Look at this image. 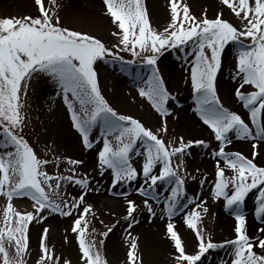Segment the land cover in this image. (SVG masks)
Here are the masks:
<instances>
[{"label":"snow or ice","instance_id":"6c2138e0","mask_svg":"<svg viewBox=\"0 0 264 264\" xmlns=\"http://www.w3.org/2000/svg\"><path fill=\"white\" fill-rule=\"evenodd\" d=\"M55 3L56 0H34L39 13L35 18H0V133L5 148L14 149L0 154V196L6 197L8 201L3 210L4 226L0 227V264H26L29 224L33 220L39 222L42 219L40 213L45 210L59 212L62 216L72 215L73 209L85 204V196L90 187L87 179L75 178L74 168L66 169L71 170L72 175H50L44 170L49 161L39 159L20 135L25 120L22 114L23 102L34 75H46L59 86L71 114L72 125L82 138L85 149L93 147L90 140L92 130L97 125L102 127L104 139L102 149L98 151V164L101 174L104 169L111 170L113 186L136 181L142 175L147 188L141 186L138 191L140 195L149 198L156 195L158 183L174 185L170 188V195L164 197V210L169 218L181 207L187 206L182 203L186 192L185 180L180 174L186 150L193 144L208 147L204 141L185 143L183 137L179 138L177 147L166 145L142 122L118 114L101 93L94 65L97 61H107L111 57L120 61L122 71H126L124 66L134 61H124L101 40L89 34L63 27L54 10ZM103 3L112 22L120 29V33H112L121 37V47L117 50L128 52L133 58H140L150 69L151 75L145 81V87L140 88L139 94L149 101L161 117L171 114L166 105L174 97L170 95L159 74L157 61L168 49H192L187 54L194 55L190 77L196 97V112L219 142L218 151L214 155L233 173L230 178H226L225 168L220 167L218 161L211 195L216 200L223 198L225 207L234 215L235 238L226 241L225 245H217L210 239L206 241L197 228L196 221L200 213L193 209L186 215L185 223L196 232L199 241L196 253L186 254L174 224H167V234L179 253L177 264H202V257L206 253L226 245L232 248V264H264V254H257L254 250H264V236H248L243 211L245 198L257 189L259 195L255 214L264 220V167L254 163L255 151L252 159L240 153L225 151L226 145L231 143L228 134L232 132L238 139L264 142V123H261L264 114V0H222L241 20L242 29L239 30L222 19V14L214 19H208L206 15L198 19L190 14L187 5L181 6V0H170L171 20L163 31L151 27L142 0H103ZM242 38L251 43L244 44ZM229 43L238 46L236 76L242 81L235 90V96L248 110L252 127L241 115L226 109L217 94L216 78L221 69L222 54ZM245 86H251L254 90L246 93L243 91ZM74 103H78L79 112ZM162 131H167L166 125ZM109 136L115 138V148L107 138ZM138 142L143 146V152L136 151ZM257 146L255 143L252 145L253 149ZM132 154L144 156L140 171L130 162ZM173 158L181 159V163L173 166ZM67 163L77 166L83 161L69 159ZM13 177L17 179L13 180ZM62 182L78 185L82 190L81 195L74 197L71 204L65 202L67 211H63L49 196V192L59 194ZM25 195L34 201L35 215L22 214L13 207V198ZM145 204L147 206V199ZM195 207L200 208L201 204L196 203ZM148 210L152 212L151 207ZM135 211V203L128 201L126 219H134ZM203 211L207 212V207ZM90 212V205L83 207L74 221L72 232L78 235L79 251L84 264H106L95 243L86 241L85 217ZM258 231L264 233V228ZM47 233L48 229L45 228L37 264H54V256L44 243ZM136 247L133 242L128 252L129 264L136 262ZM10 248H14V253L9 251Z\"/></svg>","mask_w":264,"mask_h":264},{"label":"rangeland","instance_id":"374dc122","mask_svg":"<svg viewBox=\"0 0 264 264\" xmlns=\"http://www.w3.org/2000/svg\"><path fill=\"white\" fill-rule=\"evenodd\" d=\"M142 3L147 11L151 27L156 31H163L171 20L170 0H157V7L163 12L161 17L155 15L152 0H142ZM183 5H187L190 14L198 19H203L205 15L208 19H214L218 14H222V19L232 23L238 30L242 29L241 20L222 3V0H181V6ZM54 10L63 27L89 34L101 40L108 49L121 56L124 61H134L124 66L127 68L126 71H122L120 61L113 60L111 57H108L107 61H97L94 65L98 73L101 93L118 114L131 116L142 122L166 145L177 147L179 138L183 137L185 143L204 141L208 147L193 144L186 150L182 158L183 166L180 174L185 180L186 192L182 203L187 206L181 207L174 216L169 218L164 210V197L170 195V188L174 185L158 183L155 189L156 195L149 198L140 195L138 191L141 186L147 188L142 175L136 181L121 182L113 186L111 170L104 169L101 174L102 170L98 164V151L102 149L104 139L102 127L97 125L92 130L90 140L93 147L85 149L82 138L72 125L71 114L59 86L46 75H34L23 102L22 114L25 120L23 132L20 135L28 142L39 159L49 161L44 170L50 175H72L73 172L66 171V169L74 168L75 178L87 179L90 187L85 196V204L73 209L72 215L62 216L59 212L45 210L40 213L42 219L39 222L33 220L29 224L27 233L29 251L25 255L26 264H37L41 256L40 244L45 228L48 229V233L44 243L54 256V264H84L79 251L78 235L72 232V227L78 214L87 205L91 206V212L85 217L87 221L86 241L95 243L106 264H129L128 252L133 242L137 245L135 249L137 264H177L176 257L179 253L169 236L164 239L165 248L166 244L168 247L167 252L161 251L162 249L158 251L157 248L155 250L153 244L148 241L147 235H152L150 231L152 232L151 229L157 223L161 224L160 231H167V224L173 223L183 242L186 254L196 253L199 243L196 232L188 228L185 223L186 215L193 209L200 213V218L196 221L197 228L206 241L210 239L217 245H225L226 241L234 239L236 223L234 215L225 207L226 202L223 198L216 200L211 195L216 180L218 161L220 167L225 168L226 178H230L233 173L226 168L219 157L214 155L218 151L219 142L215 140L214 133L203 123L196 112V97L191 87L190 77L194 55L187 54L191 53L192 49L184 47L168 49L157 61L159 74L170 95L174 97L166 105L171 114L161 117L149 101L139 94L140 88L145 87V81L151 75L150 69L143 64L140 58H133L130 53L117 50L121 47V37L112 33H120V29L112 22V18L109 15L99 16L97 7L95 11H92L80 0H56ZM38 15L34 0H0V18ZM243 43L250 44L251 41L243 40ZM237 48L238 46L232 43L225 46L221 57V69L216 78L217 94L226 109L241 115L252 127L248 110L235 96V90L242 82L236 76ZM253 90L251 86H245L243 89L246 93ZM74 107L79 112L78 103H74ZM80 114L83 116L82 112ZM261 123H264V114H262ZM165 125L166 132L162 131ZM196 128L198 129L196 134L201 128L204 131L203 135L190 133V129ZM253 132H255L254 127ZM228 135L231 143L226 145V152L240 153L252 159L255 151L257 154L254 163L264 167V142L254 139H238L234 132ZM107 138L115 148L117 146L115 138L111 136ZM254 143L258 145L256 149L252 147ZM8 150L14 151V149L5 148L3 135L0 133V154ZM136 151H144L139 142ZM69 159L83 161V163L70 166L67 163ZM130 162L140 171L144 156L132 154ZM180 163L181 159L173 158V166ZM156 171H159V166ZM15 179L17 178L13 177V180ZM45 190L48 191L47 188ZM81 192L78 185L62 182L59 194L49 192V196L51 200L60 205L63 211H67L65 202L71 204L73 198L79 197ZM258 195L259 190L254 189L245 198L243 205L246 231L250 238L264 236V233L258 231L264 228V220L255 214V209L258 207ZM130 200L136 205V211L133 213L134 219H126ZM7 203L6 197L0 196V227L4 226L3 210ZM11 203L15 210L22 214H36L34 201L29 196L14 197ZM118 203L124 204L120 211L116 208ZM196 203H200L201 207L196 208ZM148 207H151V213ZM204 207H207V212L203 211ZM219 221L229 227L228 236H225ZM109 229H111L110 232ZM105 233H107L106 236ZM157 240L160 243V239ZM101 241H103L102 244ZM254 250L257 254H264V250L258 248ZM9 251L14 253V248H10ZM232 259V248L226 245L206 253L202 257V264H232Z\"/></svg>","mask_w":264,"mask_h":264},{"label":"bare ground","instance_id":"6f19581e","mask_svg":"<svg viewBox=\"0 0 264 264\" xmlns=\"http://www.w3.org/2000/svg\"><path fill=\"white\" fill-rule=\"evenodd\" d=\"M80 1L92 11H95L94 9L97 7L98 8L97 14L99 16L106 17L108 15L107 14V8H106V5L103 3V0H80ZM152 3H153V7L155 8V11H156L155 15L161 17L163 12L161 9H158L157 0H152ZM190 131H191L190 133L193 135H203V132H204L201 128L199 129L198 134H196L198 132L197 128L194 130L190 129ZM263 149H264V147H263ZM120 200L124 201L123 198H120ZM121 201L118 200V202H121ZM123 206H124V204L118 203L116 208L118 211H120L123 208ZM219 222L218 223L220 224V226L224 229L225 236H228L229 235V227H226V225L224 223H222L221 221H219ZM160 226H161V224H158V223L156 226H153V228L151 229L152 232L150 231V233H152L153 236L150 234V235H147V238H148L149 243L153 244V247H155V250L157 248L158 251L162 249L161 251L165 250V252H167L168 247L166 244V248H165L164 239H166L169 235L167 234V231H165V230L160 231ZM157 239H160V243H163V244L161 245ZM158 243L160 244V246ZM117 248H118V252H120L119 247H117Z\"/></svg>","mask_w":264,"mask_h":264},{"label":"trees","instance_id":"16d2710c","mask_svg":"<svg viewBox=\"0 0 264 264\" xmlns=\"http://www.w3.org/2000/svg\"><path fill=\"white\" fill-rule=\"evenodd\" d=\"M135 264H137V262H135Z\"/></svg>","mask_w":264,"mask_h":264}]
</instances>
